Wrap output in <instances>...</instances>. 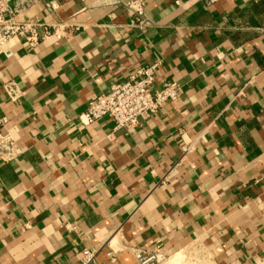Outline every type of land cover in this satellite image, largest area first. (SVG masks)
Returning a JSON list of instances; mask_svg holds the SVG:
<instances>
[{
    "label": "crops",
    "instance_id": "0c3cea01",
    "mask_svg": "<svg viewBox=\"0 0 264 264\" xmlns=\"http://www.w3.org/2000/svg\"><path fill=\"white\" fill-rule=\"evenodd\" d=\"M132 1L43 0L18 17L63 37L0 53V132L22 151L0 163V264H79L103 244L119 264L152 248L264 264V0H144L143 30ZM157 61L154 89L178 82L176 102L134 129L80 119Z\"/></svg>",
    "mask_w": 264,
    "mask_h": 264
},
{
    "label": "built area",
    "instance_id": "2783aa9c",
    "mask_svg": "<svg viewBox=\"0 0 264 264\" xmlns=\"http://www.w3.org/2000/svg\"><path fill=\"white\" fill-rule=\"evenodd\" d=\"M42 1L13 0L12 3H9L8 0H0V53H4L8 44L16 38H23L28 49L32 50L52 36L63 37L58 31L51 33L44 30V33L39 34L35 26L18 20L19 16ZM187 1L200 2L210 8L220 0ZM145 7L144 0H134L126 4L127 10L141 30L151 25ZM161 64L160 61H157L140 66L127 80L113 83L108 94L95 96L90 100L87 110L80 116V119L84 120L86 124H93L100 119L108 118L112 121L114 130L134 129L141 119L158 113L171 102H176L182 90L178 82H165L159 89H154ZM3 90L8 99L14 103L18 102L22 96L14 82L4 84ZM109 138L114 139L113 135ZM192 148V146L183 148V156L190 153ZM21 155L22 151L16 140L12 136L0 132V163H13ZM180 164L181 161L170 172H174ZM104 251H106L107 262L119 264L118 254L108 244L82 250L79 264H102L98 257ZM134 257L136 264H164L172 258L159 248L137 250ZM188 261L189 264H203L200 257L191 258Z\"/></svg>",
    "mask_w": 264,
    "mask_h": 264
},
{
    "label": "rangeland",
    "instance_id": "374dc122",
    "mask_svg": "<svg viewBox=\"0 0 264 264\" xmlns=\"http://www.w3.org/2000/svg\"><path fill=\"white\" fill-rule=\"evenodd\" d=\"M164 264H187V259L183 258L182 255H179L177 257L171 258L168 262Z\"/></svg>",
    "mask_w": 264,
    "mask_h": 264
}]
</instances>
